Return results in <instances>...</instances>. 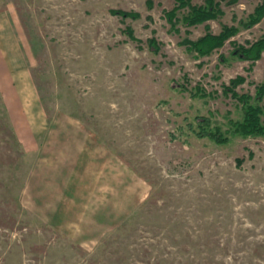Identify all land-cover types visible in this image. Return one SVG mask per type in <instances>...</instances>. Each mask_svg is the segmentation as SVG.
<instances>
[{
  "label": "rangeland",
  "instance_id": "374dc122",
  "mask_svg": "<svg viewBox=\"0 0 264 264\" xmlns=\"http://www.w3.org/2000/svg\"><path fill=\"white\" fill-rule=\"evenodd\" d=\"M216 1L173 26L175 0H0V264H264V135L196 133L243 119L233 78L264 84V52L233 55L261 0ZM206 25L238 32L196 58Z\"/></svg>",
  "mask_w": 264,
  "mask_h": 264
},
{
  "label": "trees",
  "instance_id": "16d2710c",
  "mask_svg": "<svg viewBox=\"0 0 264 264\" xmlns=\"http://www.w3.org/2000/svg\"><path fill=\"white\" fill-rule=\"evenodd\" d=\"M230 1L236 3L238 0ZM175 2L176 5L174 8L166 12V16L173 26H176L178 21L177 12L182 9H188V13L182 18V22L187 26H195L200 23H205L208 20L217 19L220 15L224 14V11L220 8V3L216 0H205L204 5H194L192 0H175ZM149 5L151 6L150 1ZM111 13L135 19L141 16L139 12L126 11L123 9H112ZM263 18L264 0H261V2L255 7L254 11L249 15L248 20L243 22V25L247 28L254 27L261 22ZM206 28L207 32L197 40L185 38L182 42L187 46L188 51L194 53L196 58L210 55L215 49L223 47L225 43L238 32L237 27L228 25H224L219 34L211 32L209 25H206ZM125 31V33L131 38L135 39L133 28L127 27ZM149 44L156 52L160 50V45L156 38H150ZM263 52L264 36L251 43L249 47L237 45L233 51V55H238L240 58L255 62L262 57ZM245 82L246 78L243 75H239L231 80V85L224 86L225 93H231L242 106L243 119L233 120L230 118V128L228 132H223L218 125L213 124L210 118L197 117L196 123L199 128L196 132L197 136L209 137L217 143H227L233 136L249 137L264 135V122L262 120L264 106L260 105L264 99V84L257 86V92L253 97L250 94H240L236 91V87ZM192 95L198 96L199 92ZM201 95L204 94L202 93Z\"/></svg>",
  "mask_w": 264,
  "mask_h": 264
}]
</instances>
